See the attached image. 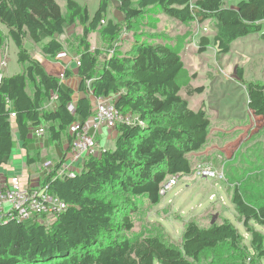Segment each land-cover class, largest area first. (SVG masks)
<instances>
[{
  "label": "trees",
  "instance_id": "trees-1",
  "mask_svg": "<svg viewBox=\"0 0 264 264\" xmlns=\"http://www.w3.org/2000/svg\"><path fill=\"white\" fill-rule=\"evenodd\" d=\"M113 2L124 17L122 24L108 19ZM65 8L63 12L59 0H0V25L7 30H0V49L12 41L22 67L12 76L0 73V169L11 161L17 142L28 147L39 128L49 144L71 145L72 126L85 125L95 114L92 97H113L115 109L136 123H119L115 149L89 157L75 178L59 177L60 164L50 159L55 167L41 174L40 185L68 207L49 226L0 224V264L264 262V235L251 226L264 227L263 166L253 175L248 170L238 176L232 192V204L251 236L249 247L228 221L209 227L185 222L180 247L160 235L136 231L134 216L143 202L160 204L163 185L173 176L194 172L199 161L193 162L191 155L207 144L211 122L203 109L191 110L181 95L184 89L191 98L204 88H183L179 82L184 70L180 44L163 38L141 41L136 33L125 52H108L124 29L135 32L150 11L183 25L212 22L213 40L203 37L200 51L214 45L217 53H229L239 39L260 34L264 40V0H100L92 17L75 0H66ZM71 26L82 31L72 39L80 58L76 75L55 64L65 52L58 37ZM93 33L110 43L104 53L92 49ZM28 42L39 47L44 59L32 55ZM241 71L237 69L239 79ZM74 77L80 80L77 91L63 83ZM245 86L250 112L264 121V84ZM53 101L55 106L48 107ZM44 157L40 149L28 152L27 167L44 164Z\"/></svg>",
  "mask_w": 264,
  "mask_h": 264
},
{
  "label": "rangeland",
  "instance_id": "rangeland-1",
  "mask_svg": "<svg viewBox=\"0 0 264 264\" xmlns=\"http://www.w3.org/2000/svg\"><path fill=\"white\" fill-rule=\"evenodd\" d=\"M75 1L88 7L91 17L100 4V0ZM59 4L63 12H66V0H59ZM115 4L118 5L112 3L108 19L122 24L124 17ZM230 4L234 5L236 2ZM149 12L143 20L139 21L135 32L124 29L113 50L108 52L114 53L115 48L125 52L126 48L135 41L136 33L142 37L141 41L163 38L165 42L175 46L180 44L178 48L184 62V70L179 82L183 88L187 85L204 88L203 92L191 98L184 89L181 90V95L188 98L191 110L203 109L207 113L211 125L206 147H216L213 153L200 159L199 162L202 160L212 162L216 168L223 170L225 180L200 179L194 175V172L189 176L181 177L167 194L162 195L160 204L151 205L147 201L143 202L140 212L134 216L136 231L146 235H160L167 242L180 247L185 222L195 220L202 227H209L213 218L216 217L218 224L223 221L231 222L243 235L244 243L249 247L251 236L245 230L232 204V192L238 176L248 170V175H253L256 168L264 167V121L254 117L250 112L245 86V83L249 82L264 84V40L261 39L260 34H255L235 41L229 53H217L214 45L200 51L203 37L213 40L215 28L212 22L208 21L202 25L199 23L183 25L167 17H155ZM153 21L159 22L157 28L149 26ZM71 27L58 39L64 44L65 52L71 49V52L76 54L77 44L72 42V39L74 35L81 34L82 31L79 27ZM0 30L7 33L2 25ZM90 41L93 50L98 47L103 53L110 45L108 40L99 33H93ZM26 46L33 56L41 54L39 47L31 42L26 43ZM17 52L12 41H7L0 49V73L12 76L22 71ZM75 65L79 67L76 63ZM238 68L242 70V79L236 76ZM54 101L51 104L55 103ZM51 104L49 102L48 107H51ZM115 143V141H109L105 145L106 150H114ZM97 145L100 146L98 142ZM100 147L103 149L98 157L102 155L105 148L103 145ZM44 155L49 159L53 158L49 152ZM22 176V174L19 175L20 179ZM184 178L187 182H182ZM251 226L264 235V227L254 223H251Z\"/></svg>",
  "mask_w": 264,
  "mask_h": 264
},
{
  "label": "built area",
  "instance_id": "built-area-1",
  "mask_svg": "<svg viewBox=\"0 0 264 264\" xmlns=\"http://www.w3.org/2000/svg\"><path fill=\"white\" fill-rule=\"evenodd\" d=\"M111 54H113L111 52ZM80 66V59H76ZM2 76H0L1 80ZM94 116L85 124H74L71 128L72 143L68 145L64 156L58 161L60 168L59 177L75 178L80 173L89 157H98L103 148L97 145V136L100 131L106 130L116 134L119 123L135 124L136 120L131 115L124 116L115 109L113 97H92ZM73 106L70 110L73 111ZM12 116H14L12 114ZM143 124V122H139ZM36 139H42L44 128L34 132ZM55 167L53 161L43 164V172L47 173ZM194 175L198 178L217 179L224 181V172L210 161H203L196 165ZM21 172L13 175L10 182L0 183V224L10 222L34 224L36 222L49 226L55 222L59 215L67 209V204L51 195L47 188L40 184V180L29 184L23 183L19 177ZM180 179L173 176L160 190L161 195L170 191Z\"/></svg>",
  "mask_w": 264,
  "mask_h": 264
},
{
  "label": "crops",
  "instance_id": "crops-1",
  "mask_svg": "<svg viewBox=\"0 0 264 264\" xmlns=\"http://www.w3.org/2000/svg\"><path fill=\"white\" fill-rule=\"evenodd\" d=\"M115 6L117 8L118 5L115 4ZM71 28H73V26ZM34 57L37 59H44L41 54L36 55ZM78 57H79L78 55L74 54V52H71V49H69L59 56L58 62L63 63L61 64V66L68 67L76 75L78 68L76 67L75 63ZM60 63H55V64L60 66ZM63 83H65L67 87L73 88L75 91H77L80 80L74 77L72 79L63 81ZM54 106H55V103H52L51 107H54ZM115 137H116L115 133L110 134L106 130H103L99 132L97 136V142L99 143L100 146L103 145L105 147V145H107L109 141H115ZM36 138H37L36 136H33V138L31 139L32 141L30 142L28 147H24L22 142L20 141L17 142V145L14 149L11 161L9 162L8 165L0 169V183L4 181L10 182L13 175L17 172H21V174L23 175L21 177V181L23 183H27V184L31 182L36 183L37 181L41 179V174L44 173L43 164L27 167L26 162H27L28 152L34 151L36 149H40L41 151H43V153L49 152L50 156L53 157L55 161H59L64 156L66 149L68 148V145H69L67 142H64L63 146L58 145V144L51 145L49 144L45 135L42 137L41 140L36 139ZM207 145H208V142L200 152L191 155V160L193 161V159H195L194 162L196 163L198 161H201L200 159L208 157L207 155L215 151L216 147L208 148L206 147ZM104 149H106V147ZM46 160L48 161L50 159H48L46 156L44 157V161L42 163H45ZM50 161H53V160H50ZM182 182H187V179L184 178Z\"/></svg>",
  "mask_w": 264,
  "mask_h": 264
},
{
  "label": "water",
  "instance_id": "water-1",
  "mask_svg": "<svg viewBox=\"0 0 264 264\" xmlns=\"http://www.w3.org/2000/svg\"><path fill=\"white\" fill-rule=\"evenodd\" d=\"M216 217L213 218L212 222H211V225H214L216 223Z\"/></svg>",
  "mask_w": 264,
  "mask_h": 264
}]
</instances>
